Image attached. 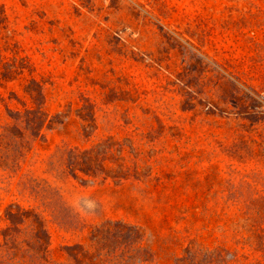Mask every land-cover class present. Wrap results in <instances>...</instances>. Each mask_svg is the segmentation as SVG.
Returning <instances> with one entry per match:
<instances>
[{
    "label": "rangeland",
    "instance_id": "1",
    "mask_svg": "<svg viewBox=\"0 0 264 264\" xmlns=\"http://www.w3.org/2000/svg\"><path fill=\"white\" fill-rule=\"evenodd\" d=\"M26 109L47 122L0 161V232L20 205L57 264L114 222L140 237L130 264H264V0H0V134ZM70 148L86 173L56 171Z\"/></svg>",
    "mask_w": 264,
    "mask_h": 264
},
{
    "label": "trees",
    "instance_id": "2",
    "mask_svg": "<svg viewBox=\"0 0 264 264\" xmlns=\"http://www.w3.org/2000/svg\"><path fill=\"white\" fill-rule=\"evenodd\" d=\"M10 118L12 124L4 126L0 134V161L14 167L27 155L32 140L41 134L47 119L41 111L33 109L16 111ZM87 154V151L72 148L63 150L62 156L66 155L69 162L56 171L65 174L71 169L75 174L77 170L86 173L83 168ZM25 189L59 223L75 224L72 210L64 203L59 189L32 179L25 182ZM8 215L11 225L0 232V264H57L51 257L45 217L35 208L20 205L16 210L10 209ZM90 240L96 244L95 252L90 253L81 246L71 247L66 264H92L90 261L80 263L79 256L95 257V264H130L140 248L136 230L120 222L96 227Z\"/></svg>",
    "mask_w": 264,
    "mask_h": 264
}]
</instances>
